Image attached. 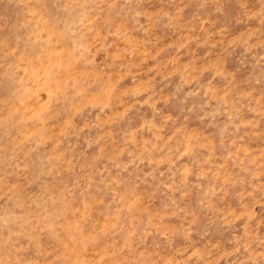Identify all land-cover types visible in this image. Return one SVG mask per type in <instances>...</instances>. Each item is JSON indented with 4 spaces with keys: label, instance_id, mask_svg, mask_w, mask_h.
<instances>
[{
    "label": "rangeland",
    "instance_id": "1",
    "mask_svg": "<svg viewBox=\"0 0 264 264\" xmlns=\"http://www.w3.org/2000/svg\"><path fill=\"white\" fill-rule=\"evenodd\" d=\"M0 264H264V0H0Z\"/></svg>",
    "mask_w": 264,
    "mask_h": 264
}]
</instances>
